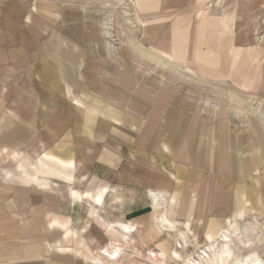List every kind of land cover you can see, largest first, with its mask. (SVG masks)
I'll return each instance as SVG.
<instances>
[{
    "label": "rangeland",
    "instance_id": "rangeland-1",
    "mask_svg": "<svg viewBox=\"0 0 264 264\" xmlns=\"http://www.w3.org/2000/svg\"><path fill=\"white\" fill-rule=\"evenodd\" d=\"M111 1L0 0V264H91L88 257L101 264L90 252L113 244L121 257L110 264H244L253 253L264 259V170L243 180L237 166L242 151L255 152L250 121L264 120V0H133L126 6L130 21ZM108 19L113 38L106 36ZM134 45L179 56L203 77L184 76L178 87L162 83L161 68ZM152 67L156 74L148 73ZM78 97L123 113L120 125L96 112L90 133L86 107L74 103ZM220 109L225 122L217 120ZM61 149L72 157H60L75 160L71 179L23 184L13 154L33 162ZM253 178L261 202L244 194L243 217L228 221L235 190H248ZM95 181L110 188L95 216L114 223L152 221L149 189L177 201L158 204L168 218L162 210L154 215L152 235L144 227L127 242L113 241L103 220L89 216L86 200L70 194ZM49 213L77 219L78 230L90 220L87 247L63 238L60 229L50 232ZM46 239L83 254L54 251ZM44 246V259L23 263V255ZM151 252L158 254L152 261Z\"/></svg>",
    "mask_w": 264,
    "mask_h": 264
},
{
    "label": "crops",
    "instance_id": "crops-1",
    "mask_svg": "<svg viewBox=\"0 0 264 264\" xmlns=\"http://www.w3.org/2000/svg\"><path fill=\"white\" fill-rule=\"evenodd\" d=\"M106 4L110 2V0H105ZM135 1L133 0H112L111 3L113 4L114 7L116 6H122L124 7V11H121L123 15L128 16L129 17V13H128V9L126 6H128L129 4H133ZM28 20H32L31 16H28L27 18ZM128 21H130V17L128 18ZM111 24H110V19H108L106 21V27L108 29V31L106 32V36L108 38H113L114 35L111 32V28H110ZM134 49L136 51H138L140 53V55L138 54V52L136 53L137 55L141 56V58H145L147 59L149 62L153 63V66H157L159 68H161L160 70L162 71V75H161V82L165 83L166 80L170 81L172 84H175V81L177 82V87L182 85V84H186V79H188L189 76L195 77V76H199V77H203L202 73L200 71H195L189 67H185V65L182 63L184 62L182 58H180L179 56L174 57L173 55L167 56L165 54H158V53H154L151 51H147L145 50L143 47H141L140 45H134ZM177 63V67L176 66ZM177 68H176V67ZM155 68L152 67L148 70L149 74H156V71L154 70ZM180 69V70H179ZM181 74V75H180ZM66 75V74H65ZM183 75V76H182ZM180 76V77H179ZM70 79L66 76V81H69V83H72L73 77L69 76ZM176 77V78H175ZM194 86V85H192ZM196 88H198V86H194ZM246 89H248L246 87ZM214 91V90H213ZM98 103H101V101L96 100ZM95 102V103H97ZM264 102V99H263ZM74 103L76 105H80L82 107H86V117L83 120V122L85 123V129H87V131H89L91 133L92 128L91 125H93L96 121V117L98 113H103L105 118H110L111 122H113L116 125H120V121L122 120L123 117V113L121 112H117L116 109H111V112H108V106H106L107 108L104 109H98L97 107L95 108V106L90 103L87 102L85 103L84 100L81 99V97H78V99H74ZM84 105V106H83ZM222 109H220V114L218 117V122H225L226 117L225 115H228L227 112L224 114L221 113ZM264 118V115L262 116ZM217 118V116H216ZM220 118V119H219ZM256 123V122H255ZM254 122L250 121V126L253 129V135L257 136V145L255 146L254 150L255 152L251 153V156H247L246 154H248V151L243 152L241 149H239V151H242L240 153L239 156V161H237V166H238V170L240 172V174L242 175V179L243 180H247V174L249 171L251 170H256V172H258L259 170H264V120H262L261 124L256 123V125L254 126L253 124H255ZM256 127V128H255ZM221 129V127H220ZM244 137V136H243ZM246 143V142H245ZM244 143V144H245ZM240 148V147H239ZM60 149V146H59ZM167 150H169L168 147H166ZM204 149V148H203ZM57 151V150H56ZM164 151H166L164 149ZM216 152V149L214 150V153ZM71 151H63L58 150L56 152V154L53 153H45L43 155V157H37L35 161H31V158H28L27 155L22 154V153H16L12 155V159L18 162V169H19V176H23L21 178L23 184H25L26 186H46L48 185L47 180L45 179V177H59L62 178V175H65L68 179L72 178V168H74L75 166V160L72 159L71 157ZM250 153V152H249ZM59 155V156H58ZM61 156H65V155H70L71 157L68 158H62ZM261 156H263L262 160L263 163L261 161ZM204 157H205V153L204 151L201 149V151H199V154L197 156V158L195 159V161L198 163V165H202L204 163ZM60 167L65 168L67 171H65L64 169H60ZM45 168H47L45 170ZM175 177V175H174ZM246 178V179H244ZM178 183H181L182 180V175L179 174L178 176L176 175V178ZM96 182V181H95ZM260 182L258 178H253L250 182H249V189L241 192V190H235V199H236V203H235V212L234 215L226 218L228 221L233 219L234 217L237 218H241L243 217V213L244 211V202H243V198L245 197V195L250 196V198H252L254 201H256L257 203H260ZM238 188V187H237ZM110 188L107 186H102L100 184H98V182L94 183V186L87 190L86 192H79L78 190H71V196L73 197V201H79L82 202L84 199L86 200V208H87V212L89 213V216H91V218H101V220H103V222L105 223V226L102 227L107 234H109L111 236V238L113 239L114 236V240H116V237H119L123 242H126L123 234L121 233L120 229L118 228V225H122V226H134L136 229H141V228H148V234L152 235L153 232L151 231L154 227V215L159 212L160 210H162L161 206L158 205L160 204L162 201H166V204L170 205L173 207L175 202L177 201L175 198V195L172 196H168L170 195L168 192L166 191H156V190H152L149 189V193L152 197V204L155 205L153 206V211L151 212L152 214V221H150L149 223L147 222H126V223H114V222H110L108 220L105 219V217L103 216V213H99L97 212L98 216H95L96 214V204H99L100 202L102 203V205L105 204V195L107 193V191ZM111 190H115L112 189ZM97 192L96 194H94V192ZM88 199V200H87ZM170 199V200H168ZM164 204V203H162ZM166 213L168 215V210H166ZM161 214H165V212L162 210ZM159 213V216L161 215ZM101 215V216H100ZM166 215V214H165ZM166 215V216H167ZM162 217V215L160 216ZM164 218V217H162ZM168 218V216H167ZM53 220H57L59 221L57 225H51L50 222ZM169 223V226L172 225L171 222L168 219H164ZM88 222V221H87ZM77 223V219L71 220L70 218H66L65 220H62L60 217L57 216V214L54 213H49V221H48V229L50 232H57L59 229L60 231H63V238L70 240L73 239L74 237H76V239L80 240V243H84V245L87 247L88 244V236L86 233L88 232V228L90 226V220L88 223H86V225L81 229L78 230L76 228H74V224ZM86 234V235H82V234ZM87 236L86 239V243L85 238ZM54 238V237H53ZM48 240L47 242L49 243L50 247L54 248L55 250H59L62 249L64 251H68V252H73L74 250H76L75 248H72V246L69 245H62L61 242L58 241H54L50 242L52 240L50 239H46ZM46 242V243H47ZM56 242V243H55ZM114 243V242H113ZM112 243V244H113ZM114 245V244H113ZM115 247H117L116 245L112 247V249H102L101 251L104 250H108L111 251L113 250ZM10 249V248H9ZM8 250V249H7ZM47 250L46 246H44V249H40L38 250V252L35 255H23L22 256V261L23 263H27V262H31L33 259H44L42 254L45 253ZM61 250V251H62ZM9 251V250H8ZM43 251V252H42ZM50 251V248H49ZM82 251L76 250V254H81ZM91 255L96 256V254L94 253V251L90 252ZM99 253V252H98ZM83 254V253H82ZM67 256H70V254H66ZM91 257V256H90ZM66 258H63L61 260L63 261H68L65 260ZM88 260L90 261L91 264H95L94 261L90 260L88 257ZM105 262V259L103 260ZM107 262V260H106Z\"/></svg>",
    "mask_w": 264,
    "mask_h": 264
},
{
    "label": "bare ground",
    "instance_id": "bare-ground-1",
    "mask_svg": "<svg viewBox=\"0 0 264 264\" xmlns=\"http://www.w3.org/2000/svg\"><path fill=\"white\" fill-rule=\"evenodd\" d=\"M180 70V69H179ZM181 75V74H180ZM183 76V75H182ZM180 77V76H179ZM160 220V219H159ZM164 223L168 224L169 223L164 220ZM54 225H57L58 222L53 223ZM52 224V225H53ZM161 227V226H160ZM118 228L120 229L121 233L123 234V237L125 239V241L127 242L130 238H134L138 233H139V229H136L134 226H122V225H118ZM167 229H169V226H167ZM165 231V230H164ZM226 239V238H225ZM114 246V245H113ZM212 247V246H211ZM214 247V246H213ZM174 251V255L176 257H181L180 252L178 250H173ZM216 251V250H215ZM152 255H150V257L152 256H157L158 254L151 252ZM96 256L101 259V260H107V262H102L101 264H110V262H116L117 260L120 259L121 255H120V250L119 248L115 247L113 250L108 251V250H104V251H100L98 254H96ZM167 254L165 252H161L159 254V257H166ZM150 258V260L152 261L153 258ZM162 259V258H160ZM166 259V258H165ZM155 260V259H154ZM167 260V259H166ZM165 260V262H166ZM156 261V260H155ZM161 262V261H160ZM164 262V263H165ZM221 262V261H220ZM159 263V262H158ZM162 263V262H161ZM160 263V264H161ZM167 263V262H166ZM192 264H204L203 262H194ZM215 264V263H214ZM244 264H264V259H261L260 256H258L257 254L253 253L252 256H249L246 260V262Z\"/></svg>",
    "mask_w": 264,
    "mask_h": 264
}]
</instances>
